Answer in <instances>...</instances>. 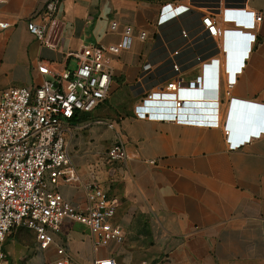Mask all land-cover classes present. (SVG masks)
Listing matches in <instances>:
<instances>
[{
	"label": "crops",
	"instance_id": "crops-1",
	"mask_svg": "<svg viewBox=\"0 0 264 264\" xmlns=\"http://www.w3.org/2000/svg\"><path fill=\"white\" fill-rule=\"evenodd\" d=\"M48 1L0 5L12 23L0 31V95L8 87L40 85L48 78L38 70L41 63L74 70L85 46L118 43L125 25L135 29L131 48L111 55L108 98L65 122L72 168L52 185L86 207V186L100 183L120 201L114 223L124 237L98 246L87 226L66 220L41 248L33 230L18 227L4 243L8 263L97 264L114 258L117 264H264V132L230 149L224 130L232 98L264 105V0H60L52 18L35 16V22L47 23L40 40L28 23ZM242 5L263 18L228 92L232 37H212L202 17L210 12L221 19L222 10L236 25L234 8ZM113 21L118 30L111 29ZM141 30L147 39L138 37ZM212 58L221 60L217 98H188L198 104L184 110L200 118L168 120L169 111L153 108L140 115L143 95L176 78L202 88L204 63ZM213 114L218 125L209 123ZM116 141L125 145L126 161L108 160Z\"/></svg>",
	"mask_w": 264,
	"mask_h": 264
},
{
	"label": "built area",
	"instance_id": "built-area-1",
	"mask_svg": "<svg viewBox=\"0 0 264 264\" xmlns=\"http://www.w3.org/2000/svg\"><path fill=\"white\" fill-rule=\"evenodd\" d=\"M8 1L0 0V5ZM59 2L60 0L48 1L30 19L28 28L38 39L45 40L47 23L35 22V16L45 15L52 18L58 10ZM234 9L236 19L240 21L236 25L227 14L223 18L221 10V19L210 12L203 14V26L212 37L221 40L223 37L226 39L230 32L241 31L246 35L242 40L243 44H249L251 49L256 39V34L252 30L263 17L261 13L244 7ZM224 23L228 26L222 30L221 26ZM11 26L12 23L0 12V31ZM118 28V22L113 21L111 29ZM134 36L135 29L131 25H125L120 42L85 46L79 55L76 69H58L53 63H41L38 70L48 78L40 85L12 86L1 92L0 264H9L4 243L18 227L33 230L41 248H47L53 242V233H58L66 220L77 221L87 226L98 246L107 245L112 240L118 242L123 240L122 228L114 223L120 201L104 190L100 183L94 181L86 186L88 200L86 207L71 203L52 185L66 178L67 171L72 168L65 122L79 112L93 111L108 98L113 75L111 55L130 49ZM138 37L145 40L148 33L141 30ZM177 53L178 51L174 52ZM245 58L239 67L234 60L228 63L229 67L226 68L229 73L228 92L234 85L235 74L241 70ZM220 61V58H212L210 62L204 63L205 83L202 88L185 85L176 78L165 86L156 87L143 95L142 103L138 106L140 115L145 117L150 113L148 108H153L169 111L165 117L168 120L178 122L190 120L184 113L188 98H217L216 83ZM149 68L148 64L144 66V70ZM174 69L179 71V65H174ZM234 100L236 99L232 98V102ZM212 118L209 123L218 125L219 121L215 114ZM201 123L208 122L202 120ZM108 125L113 127V123ZM224 130L229 148L237 149L249 141L251 135L259 137L261 132H264V120L260 118L257 132H245L233 129L227 118ZM107 157L110 162H123L129 158V154L122 141H116L108 149ZM64 252L63 248L58 250L60 254ZM63 263L64 261L58 262ZM97 264H117V261L108 258Z\"/></svg>",
	"mask_w": 264,
	"mask_h": 264
},
{
	"label": "water",
	"instance_id": "water-1",
	"mask_svg": "<svg viewBox=\"0 0 264 264\" xmlns=\"http://www.w3.org/2000/svg\"><path fill=\"white\" fill-rule=\"evenodd\" d=\"M240 7H244V6L242 5ZM229 36L232 37V39H230L231 41H230L229 59L234 60L239 67V65H241V62L247 55V52L250 49V45L247 44V45L241 46V49L237 45V40L239 42L240 39L246 36L241 31L230 32ZM194 98H197V97H194ZM185 104H186L185 106L197 105L198 102L197 101H187ZM212 104L215 105V103H212ZM263 109H264V105L236 99L233 102H231L228 119L230 120L231 126L235 130L245 131V132L246 131L247 132H257L259 128V120L261 118L260 116L262 114ZM185 117L188 119L200 118V117H195V116H189L188 114H185Z\"/></svg>",
	"mask_w": 264,
	"mask_h": 264
},
{
	"label": "rangeland",
	"instance_id": "rangeland-1",
	"mask_svg": "<svg viewBox=\"0 0 264 264\" xmlns=\"http://www.w3.org/2000/svg\"><path fill=\"white\" fill-rule=\"evenodd\" d=\"M226 26H228V24L224 23V24L221 26L222 30H223L224 27H226Z\"/></svg>",
	"mask_w": 264,
	"mask_h": 264
},
{
	"label": "bare ground",
	"instance_id": "bare-ground-1",
	"mask_svg": "<svg viewBox=\"0 0 264 264\" xmlns=\"http://www.w3.org/2000/svg\"><path fill=\"white\" fill-rule=\"evenodd\" d=\"M176 49H177V48H176ZM176 49H175V50H176ZM229 53H230V52H229Z\"/></svg>",
	"mask_w": 264,
	"mask_h": 264
}]
</instances>
